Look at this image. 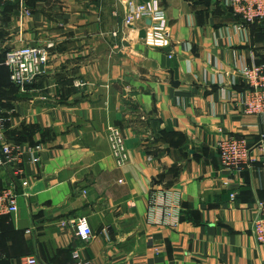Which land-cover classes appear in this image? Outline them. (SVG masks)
Returning <instances> with one entry per match:
<instances>
[{
	"label": "crops",
	"instance_id": "crops-1",
	"mask_svg": "<svg viewBox=\"0 0 264 264\" xmlns=\"http://www.w3.org/2000/svg\"><path fill=\"white\" fill-rule=\"evenodd\" d=\"M158 1L167 22L158 48L142 42L147 21L123 24L127 0H26L28 17L3 6L7 51L53 47L30 94L3 90L0 73L5 135L39 158H24L22 177L7 170L0 179V190L12 182L18 194L17 214L0 219V264H71L75 250L93 264H264L251 233L264 202V117L242 113L241 76L264 65V19L242 24L227 0ZM109 126L125 139L122 167ZM222 135L261 145L258 162L223 170ZM158 193L181 203L174 228L149 219ZM77 217L93 231L88 242L67 224Z\"/></svg>",
	"mask_w": 264,
	"mask_h": 264
},
{
	"label": "built area",
	"instance_id": "built-area-1",
	"mask_svg": "<svg viewBox=\"0 0 264 264\" xmlns=\"http://www.w3.org/2000/svg\"><path fill=\"white\" fill-rule=\"evenodd\" d=\"M5 2L18 4L22 17L30 15L26 0H0V23L2 6ZM227 5L233 15L238 17L244 25L261 22L264 19V0H227ZM141 21L149 22L142 38L143 44L149 48L161 47L166 39L167 22L165 11L158 0L145 2L127 0L123 24L126 27H133ZM52 47L51 43L45 46L21 45L5 53L3 65L8 70L10 83L20 94L27 95L34 92V85L45 74V67L49 62V50ZM241 76L247 88L242 113L264 117V65L252 64L248 68L245 67ZM0 114V179L7 170L11 171L13 177H22L24 158L27 156L28 163L36 165L39 162L38 149L26 143H15L7 139L5 135L7 118L1 111ZM106 139L115 164L122 167L128 161V151L120 129L114 126L107 127ZM256 148H261V145L251 146L244 138L222 135L216 144L221 168L232 175L251 168L258 162L254 156ZM27 182V180H21L20 185L27 187ZM163 195L164 193H158L157 198L152 196L148 216L155 224L174 228L180 221L181 203L177 201L173 204L168 195L165 197ZM230 197L233 199L235 193H232ZM17 198L18 194L12 182L7 183L0 190V219L17 214ZM67 224L77 233L81 241L88 242L93 238V231L85 217L74 218ZM251 233L257 244L264 245V202L257 205L256 216L251 223ZM21 264H38V261L35 257L28 256L21 260ZM71 264L93 263L75 250L72 253Z\"/></svg>",
	"mask_w": 264,
	"mask_h": 264
},
{
	"label": "rangeland",
	"instance_id": "rangeland-1",
	"mask_svg": "<svg viewBox=\"0 0 264 264\" xmlns=\"http://www.w3.org/2000/svg\"><path fill=\"white\" fill-rule=\"evenodd\" d=\"M7 52V50H6V47L3 45V44H0V56H4V54ZM3 61V60H2ZM3 63V62H2ZM0 73H1V76H3V74H5V72L2 70V69H0ZM10 80H9V78H8V83H7V85L6 86H2V89L3 90H5V91H7V92H10V88H14V87H12L11 85H10ZM5 88V89H4ZM20 95H22V94H20ZM22 96H24V95H22ZM111 154V153H110Z\"/></svg>",
	"mask_w": 264,
	"mask_h": 264
},
{
	"label": "trees",
	"instance_id": "trees-1",
	"mask_svg": "<svg viewBox=\"0 0 264 264\" xmlns=\"http://www.w3.org/2000/svg\"><path fill=\"white\" fill-rule=\"evenodd\" d=\"M11 4H15V3H11ZM5 5V6H4ZM10 5V2H5L4 4H3V6L4 7H8ZM2 6V12H1V16H2V13H3V7ZM238 18V17H237ZM239 19V18H238ZM240 20V19H239ZM262 22V21H261ZM256 23H258V22H255V23H253V24H256ZM243 24V23H242ZM249 25H252V24H249ZM4 57H5V54H4V56H0V63H2L3 61L2 60H4ZM4 72H5V74L4 75H7L8 76V78H9V73H8V70H7V68H1ZM10 83V82H9ZM10 85L13 87V85L10 83ZM6 134V133H5ZM16 142H18V141H16Z\"/></svg>",
	"mask_w": 264,
	"mask_h": 264
},
{
	"label": "water",
	"instance_id": "water-1",
	"mask_svg": "<svg viewBox=\"0 0 264 264\" xmlns=\"http://www.w3.org/2000/svg\"><path fill=\"white\" fill-rule=\"evenodd\" d=\"M148 22V21H147ZM149 23V22H148Z\"/></svg>",
	"mask_w": 264,
	"mask_h": 264
}]
</instances>
